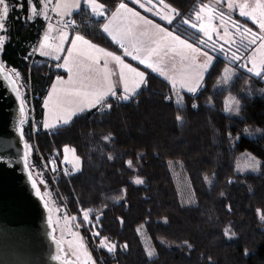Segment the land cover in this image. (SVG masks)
Here are the masks:
<instances>
[{
    "label": "trees",
    "instance_id": "obj_1",
    "mask_svg": "<svg viewBox=\"0 0 264 264\" xmlns=\"http://www.w3.org/2000/svg\"><path fill=\"white\" fill-rule=\"evenodd\" d=\"M97 1L107 15L125 0ZM157 1L176 11L170 28L206 2ZM5 3L0 61L27 102L22 126L24 142L31 145L27 165L32 172L56 164L55 180L50 173L45 178L96 264H264L262 77L235 63L236 74L225 82L227 61L218 56L203 85L176 101L171 86L148 73L127 101L109 96L47 130L42 127L45 95L53 80L66 74L33 52L45 19L28 18L27 0ZM72 18V31L105 49L121 50L105 36L104 19L92 17L86 6ZM231 97L239 102V115L225 110ZM66 146L81 160L78 172L60 162ZM247 152L258 161L254 172L237 170V159ZM170 163L183 169L194 195L191 206L179 200ZM137 179L142 183L135 184ZM227 229L234 237H227ZM102 242L115 248L110 251Z\"/></svg>",
    "mask_w": 264,
    "mask_h": 264
},
{
    "label": "rangeland",
    "instance_id": "obj_2",
    "mask_svg": "<svg viewBox=\"0 0 264 264\" xmlns=\"http://www.w3.org/2000/svg\"><path fill=\"white\" fill-rule=\"evenodd\" d=\"M68 1L72 3V0ZM81 1H83V3L81 2L82 5L80 8L86 6L92 17L106 19L102 24H108L109 28H105L106 24L101 27L105 28L107 33L109 31L112 32L114 35H117L118 39L120 38V34H130L132 38L128 41L122 42L125 43L129 52L143 58L145 64H140L138 60H133L131 56H126L124 49L122 48L120 51L115 52L105 49L104 47L102 49V46L89 39V41L87 40L86 42L76 39H73V41L69 40L70 34L67 30L61 28L63 17L60 16V12L63 10L61 5L64 0H27L29 19L34 15L44 19L49 16V12L53 14L52 21L50 22L47 31L44 32L39 39L36 52L38 53V56L42 57H44L41 55L42 49L49 52L50 55L46 57L57 63L56 68L64 71L66 74L64 77H68V80L70 75L74 80L77 78V75L81 76V78L87 77L90 80L99 79L103 84H106L105 88L110 80L111 83L113 82V88H115L114 91L116 93L119 90L121 91L120 93H117L119 98L126 94L123 91V82L120 79V71L123 67L121 64L118 66V69H115V66H112L113 69L112 71L110 70V72H114L115 75L109 74L108 79H105L104 73L97 74L89 72L88 65L91 64V60L88 58L89 56L99 57V66L103 68L100 51H97L98 49L122 57L121 60H123V63L127 64L129 68H135L136 73H144L143 78H141L137 76L136 73L129 71V69H123L125 78L127 79L124 83L128 84L130 89L137 82L141 81L142 84L148 73H153L171 86L175 93L174 96L176 97V101L182 99L181 94L189 93L187 87L196 86L198 89L203 85L205 80L204 77L218 56H222L227 61L222 73L225 82L230 80L236 74V69L232 64L237 63L238 67H242L243 70L253 67L252 63L248 64L250 61L247 62L245 59L246 53L255 60L256 65L253 72L250 73L255 75V72L259 71L260 75H263L264 77V49L259 48V45L262 42L260 37L264 36V32L260 30L258 23H254L253 20L248 17L240 16L238 7L241 3L249 4L250 7L248 10L252 11L255 9L254 15L257 20H259L264 17V8H258L256 5L264 4V0H205L206 2L195 11L194 16L184 18L181 23L174 24L172 28L169 26L177 16L176 11L169 4L161 1L158 2L157 0H151V2H149V0H125L124 2L119 3L114 10L110 11L109 17H107L108 14L105 15L104 6L98 10V12H103L102 16L99 15L98 12H95L98 4L101 5L97 0ZM123 3L126 6L122 7L121 5ZM140 4H144L145 7L141 8L139 6ZM229 4H233V7L229 8ZM7 7L9 12V6ZM149 8L151 9V12L146 11V9ZM118 11L124 18L127 17L128 19L130 17L131 19H136L133 21L134 24L131 26V29H123L122 32L117 25V20L115 22L110 20L113 17L112 15ZM6 16L3 13V6L0 5V23H3V25ZM169 20H171V23L168 22ZM192 25H196V28H193ZM201 28H204L212 35V41H209L206 44L200 43L201 40L207 41V36H205L203 31H200ZM3 29L4 27L0 28V46H2L4 41ZM246 30H250V32H247ZM226 32L227 34H225ZM145 33L147 35H144ZM253 34L256 37V43L245 47V45L248 44V40L252 39ZM45 37H47V39H45ZM61 37H63V39ZM149 37L153 41L151 43L152 49L171 50L170 54L168 56H163V54H161V58H158L154 53L150 54L146 52L144 48L141 47L140 42ZM73 43H75V47H73ZM184 43L192 44L193 48L200 50L199 53L194 54L191 49L182 45ZM134 46L140 48V51H134ZM221 48H223V51H221ZM69 50H71L72 55H69ZM176 51H181L186 56L194 57L193 63L190 64L187 61L181 60L180 56L176 55ZM233 53H236L240 59L234 60L232 58ZM57 55L60 56L59 60L55 59ZM65 60L68 61L67 64H65ZM108 64H111L110 61H108ZM112 64L115 65V63ZM147 64H152L153 68H157L158 70L155 72L152 71V68L146 66ZM61 65H64V67H61ZM66 68H72V72L69 73ZM161 70L164 75H160ZM59 80L64 81L62 78ZM181 84H183L184 87H181ZM22 92L23 91H21V98L24 93ZM133 94L130 95L133 96ZM130 95L129 98L131 97ZM227 100L225 110L231 114L239 115L240 105L238 100H236L235 97L228 98ZM26 104L27 102H24L23 105L25 109L24 122L26 121L25 119L28 112ZM80 109L81 108L77 107L76 111L81 112ZM53 126L54 125H51V127ZM30 152L31 145L28 144L26 148L27 158L29 157ZM62 152L63 154L60 162L72 172H78V170L81 169L82 163L76 152H74L70 146L64 147ZM49 164H51V169L49 168L50 170L46 165H43L42 169L34 167L31 176H33L38 187H40L42 198L45 199L47 206L51 209L54 237L57 241L61 242L63 258L65 260L72 259L77 264H96L86 241L82 237L79 227L75 224L74 219H72L68 213L67 208L62 204V200L52 191L51 186L45 178L46 173L48 178L52 175L50 179L52 181L53 179L55 180L52 173L57 171V168L55 167L56 164L53 162H49ZM257 164V159L247 152L244 155H240L237 159L236 167L240 172H254L258 167ZM170 170L172 172L173 180L176 183L180 202L183 205L191 206L195 203L193 191L190 188L189 182L186 179L180 163H170ZM41 181H43V183H41ZM225 234L228 238L234 237L229 229L226 230ZM102 246L112 249V246L110 247V244L107 242H104Z\"/></svg>",
    "mask_w": 264,
    "mask_h": 264
},
{
    "label": "water",
    "instance_id": "obj_3",
    "mask_svg": "<svg viewBox=\"0 0 264 264\" xmlns=\"http://www.w3.org/2000/svg\"><path fill=\"white\" fill-rule=\"evenodd\" d=\"M21 99L20 87L0 61V264H77L63 258L51 209L33 176L29 179Z\"/></svg>",
    "mask_w": 264,
    "mask_h": 264
},
{
    "label": "snow or ice",
    "instance_id": "obj_4",
    "mask_svg": "<svg viewBox=\"0 0 264 264\" xmlns=\"http://www.w3.org/2000/svg\"><path fill=\"white\" fill-rule=\"evenodd\" d=\"M149 2H151V0H149ZM0 5L3 6V13L4 15L6 16L7 13H8V7L7 5L5 4V0H0ZM122 7L126 6L124 3L121 5ZM141 8H144V4H140L139 5ZM233 7V4H229V8ZM239 7V15L242 16V17H248L250 19L253 20L254 23H258L259 24V28L262 32H264V17H262L261 19L257 20L256 16L254 15V12H255V9H253L252 11H249V4L247 3H241L238 5ZM256 7L258 8H264V4H257ZM103 8V5H100L98 4V7L96 9L95 12H98L99 9ZM146 11H149L151 12V9H146ZM99 15H103V12H98ZM138 14V13H137ZM117 18V16L115 14H113V20H115ZM143 18V17H142ZM163 18V17H162ZM199 18V17H198ZM169 23H171V20L168 21ZM4 25L3 23H0V28H3ZM193 28H196V25H192ZM105 28H109V25L106 24L105 25ZM200 31H203L205 36H207V41L205 40H201L200 43L201 44H206L208 43L209 41H212V35L207 31L205 30L204 28H201ZM247 32H250V30H246ZM227 34V32L225 33ZM108 35L111 36L113 42L117 43L122 49H124V53L126 56H131L133 60H138V62L140 64H145V60L143 58H140L139 55H133L132 52H129L127 47L125 46V43L122 42V41H128L130 38H132L130 36V34H120V38L118 39L117 38V35H114L112 32H108ZM144 35H147L146 33ZM63 39V37H61ZM45 39H47V37H45ZM260 40L262 41L261 44L259 45V48L260 49H264V36H261L260 37ZM153 41L151 40V38L149 37L148 39L144 40V41H141L140 44H141V47L144 48V50L148 53H154L158 58H161V54H163V56H168L170 54V51L171 50H164V49H152L151 48V43ZM256 43V37L255 35L253 34L252 36V39L248 40V44L245 45V47H248L249 45L251 44H254ZM184 45L186 48L188 49H191L192 52L194 54H198L199 53V49H196V48H193L192 44H187V43H184L182 44ZM73 47H75V43H73ZM134 51H137L139 52L140 51V48H137L134 46ZM97 51H100V52H103L102 49H98ZM221 51H223V48H221ZM41 55L43 56H48L50 55L49 52L47 51H44L43 49L41 50ZM69 55H72L71 53V50H69ZM103 55L105 57H112L116 62H118L119 64H121L123 67L120 71V79L121 81L123 82V91L124 93H126L125 95H123L121 98L125 101H127L129 99V95L130 94H133L137 91V89L140 88V84H141V81L140 82H137L131 89L129 88V85L124 83V81H127V79L125 78V75H124V71L123 69H129V71L133 72V73H136V69L135 68H129V66L127 64H124L123 61L121 60V57L120 56H113V53L111 52H103ZM176 55L180 56L181 60L183 61H187L188 63H193V59L194 57H190V56H186L184 55L181 51H176ZM90 60H91V64L88 65V70L89 72H93V73H104L105 74V79H108V75H115L114 72H110V70L108 69V61L105 60L104 62V65H103V68H101L99 66V57H91L89 56L88 57ZM232 58L234 60H239L240 57L236 55V53H233L232 54ZM56 60H59L60 59V56H56L55 57ZM249 60L250 62L252 63L253 67H250L248 68V72H253L254 68L256 67L255 65V60L252 59V57H249ZM68 61L65 60V64H67ZM148 68H152V71H157L158 69L157 68H153L152 64H147L146 65ZM61 67H64V65H61ZM66 70L71 73L72 72V68H66ZM137 76L143 78L144 76V73H136ZM160 75H164L163 71L161 70L160 71ZM255 75L256 76H260V72L259 71H256L255 72ZM63 83V82H62ZM76 81H74L73 77L70 75L69 76V80L67 82L68 84V87L65 89L66 92H67V95L69 97H74L75 100L77 102H79V104L81 105V111H83V104L85 103H88L92 106L96 105V104H99L101 103V101H103L109 94H111L113 97L116 96V92L113 90V84L111 83V81L109 80V82L107 83V86L106 88H102V90H99V91H96L95 93H89V92H80V91H76L74 90V85H75ZM181 87H184L183 84H181ZM187 91L189 93H195L197 91V87L196 86H189L187 87ZM56 92V86L53 85V93ZM89 95H92L94 98L92 100H87L86 98L89 96ZM52 98V94L50 93V96H49V99ZM24 101L21 99L20 101V113H21V116L23 117L24 116ZM47 107V103L45 105ZM55 108V105L53 106ZM193 107H197V105H193ZM58 120L59 119H63V123L64 124H67L69 122L68 119L66 118H62L60 116H57L56 117ZM179 119V117H178ZM21 123H23V119L21 120ZM45 128H48L49 125L48 124H45L44 125ZM25 148H27V145H25ZM24 160H25V166L27 167V153L24 154ZM130 163V162H129ZM29 179H31V175H29ZM41 183H43V181H41ZM142 181L140 179H137L135 180V184L139 185L141 184ZM32 186L33 188L36 187L35 185V182L33 181L32 183ZM85 219H87V214H85ZM103 244V242H102ZM112 248H115V245L112 246ZM110 251L112 249H109Z\"/></svg>",
    "mask_w": 264,
    "mask_h": 264
},
{
    "label": "crops",
    "instance_id": "obj_5",
    "mask_svg": "<svg viewBox=\"0 0 264 264\" xmlns=\"http://www.w3.org/2000/svg\"><path fill=\"white\" fill-rule=\"evenodd\" d=\"M81 2L83 3V1H81V0H72V3H70V1L64 0V2L61 5V7H63V10L60 12V16L63 17L62 22L64 20H66V19H69L74 12H77V11H79L82 8V7L80 8V6L82 5ZM114 14L117 16V18L115 20H113V17H112L110 20H112L114 22L117 20V22H118L117 25H118L120 31H122V32H123V29H126V30L131 29V26L134 24L133 21L136 20V19H131L130 17L128 19H127V17L124 18L120 14L119 11L114 13ZM48 15L50 16V18H49V16L44 18L45 19V27L43 28L41 35L44 32L47 31V28H48L50 22L52 21L53 14H51V12H49ZM109 16H110V14L107 15V17H109ZM62 22H61V28H63L64 30H67V32L70 34L69 40L73 41V39L74 40L76 39V40H79V41L81 40L83 42L84 41L86 42L88 40V38H86L85 36L83 37L78 32H74L71 29L64 27L62 25ZM104 25L102 24V27ZM103 32H104L105 36H107L109 39H111V41H113L112 38L108 35V33L105 30V28H103ZM116 33H119V32H116ZM41 35H40V37H41ZM40 37H39V39H40ZM113 43H115V42H113ZM38 44H39V40H38L37 45ZM115 44L117 45V47L119 49H121V47L117 43H115ZM37 45L33 49V52L38 55V53L36 52ZM102 49H103V47H102ZM246 55H247L246 58L251 57L247 53H246ZM100 56H101V61H102L103 65H104V62H105L104 60L110 61L111 64H108V69L109 70L112 71V69H113L112 66H115V69L116 68L118 69V66L120 64L118 62H116L112 57H105L103 55V52H100ZM113 56H116V54L115 55L113 54ZM44 58L48 59L46 56H44ZM112 63H115V65H113ZM248 64H251V62L248 63ZM248 73L251 74V75H254L253 73H250V72H248ZM254 76H256V75H254ZM257 77H262V80L264 81L263 75H260V76H257ZM61 78L64 79V81H60L59 79H61ZM67 78L68 77H64V76L55 78L53 80L52 84L50 85L51 87H50L49 91L45 95V99H44V102H43L44 114H43V118H42V120H43L42 127H44V125L47 123L48 125H50L48 128L44 127L47 130H51V129H54L55 127L65 125L64 123H62L63 119H59L58 120L56 118L57 116H60L62 118H66V116L68 115L66 119H68L69 122H70L73 119V117L76 116V114H79V113H82L84 111H87L88 109L96 108V107H98L99 104H101L103 101H105L107 98H109V96H112L111 94H109L103 101H101V103L96 104L94 106H92V105H90L88 103H85V104H83V109L84 110L81 111V112H77L76 111L77 107L81 108V105L79 104V102H77L75 100L74 97H69L67 95V92L65 90L68 87V84H67V82H68L67 80L68 79ZM145 79L143 80V83L141 84L140 88L136 92H138L142 88V86L145 84ZM74 81H76L75 85L73 86L74 90L80 91V92L95 93L96 91H99V90H102V88H105V85H106V84H103V82L101 80H99V79H97V80L91 79L90 80L87 77H82L81 78V76H79V75H77V78ZM112 81H113V79H112ZM53 85L56 86V92L55 93H53ZM114 89L115 88H113V90ZM120 92H121L120 90L117 91V93H120ZM136 92L134 94H136ZM50 93L52 94V98L51 99H49ZM117 93H116V95L118 96ZM93 98L94 97L92 95H89L86 99L90 101ZM46 103H47V107L45 106ZM54 105H55V108L53 107ZM75 111H76V113H75ZM51 125H54V126L51 127Z\"/></svg>",
    "mask_w": 264,
    "mask_h": 264
},
{
    "label": "built area",
    "instance_id": "obj_6",
    "mask_svg": "<svg viewBox=\"0 0 264 264\" xmlns=\"http://www.w3.org/2000/svg\"><path fill=\"white\" fill-rule=\"evenodd\" d=\"M62 25L64 26V27H66V28H69V29H71L72 28V26L74 25V19L72 18V19H66V20H64L63 22H62ZM246 60H247V62H249L250 60H249V58H246ZM32 122H33V120H32ZM24 123V122H23ZM22 126H23V124H22ZM33 131V130H32ZM33 134H34V131H33ZM56 168H57V166H55ZM47 168V167H46ZM55 168V169H56Z\"/></svg>",
    "mask_w": 264,
    "mask_h": 264
}]
</instances>
